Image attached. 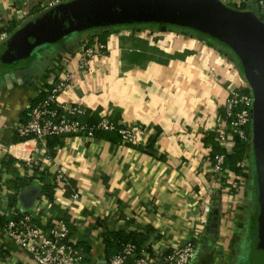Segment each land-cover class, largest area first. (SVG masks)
Returning <instances> with one entry per match:
<instances>
[{"label":"crops","instance_id":"0c3cea01","mask_svg":"<svg viewBox=\"0 0 264 264\" xmlns=\"http://www.w3.org/2000/svg\"><path fill=\"white\" fill-rule=\"evenodd\" d=\"M48 1L0 0V28L12 23L18 27ZM250 4L253 1L247 7ZM100 32L106 54L95 57L86 72H77L72 87L61 97L82 103L86 121L107 115L143 126L147 146L124 145L114 132H97L92 139L68 136L62 137L48 160L47 146L27 144L36 164L46 165L50 176L55 168L61 169L68 184H54L48 193L42 190L46 181L36 183L35 205L23 209L17 195L14 209L32 212L40 205L41 211L34 214L43 226L67 217L75 227L70 240L88 243L90 262L107 259L104 236L121 231L138 236L140 251L146 254L153 246L182 245L192 239L197 251L189 264H249L248 197L233 193L211 172L217 133L225 128L219 112L228 91L247 84L235 57L203 36L177 27L161 31L127 25ZM92 34L62 41L65 48L57 45L31 59L0 65L4 181L12 179L9 172H21L7 152L16 141V125L27 119L41 86L62 68V55L75 59L77 40ZM227 133L232 143L233 136ZM247 147L252 151L250 142ZM241 179L248 180H243L248 187L253 175ZM74 191L77 200L71 198ZM203 215L207 225L199 224ZM214 216L217 228L210 237L207 226ZM0 264L36 263L0 228Z\"/></svg>","mask_w":264,"mask_h":264},{"label":"built area","instance_id":"2783aa9c","mask_svg":"<svg viewBox=\"0 0 264 264\" xmlns=\"http://www.w3.org/2000/svg\"><path fill=\"white\" fill-rule=\"evenodd\" d=\"M68 0H49L43 9ZM224 3L239 7L242 4L254 3L256 10L264 22V0H221ZM236 7V8H237ZM100 30L92 35H84L77 40L78 54L73 59L70 55H62L60 58L62 68L53 72L49 82L41 86L39 93L45 95L36 100L28 112V118L16 125V141L7 148L8 156L19 163L21 175L29 180L36 167L38 170H47L36 164L31 157L26 145L33 144L34 147H46L49 137H80L92 139L97 132H115L119 136L122 144H137L147 146V131L143 126L135 123L124 124L118 120L103 115L95 122L85 120L87 116L86 107L82 103L63 100L62 94L72 87L77 72L84 73L88 70L91 61L95 57H103L106 54V44L100 40ZM10 33L2 29L0 31V44L4 42ZM57 57V55H56ZM55 57V58H56ZM245 87L231 88L222 105L225 128L217 133V142L224 152L216 154L211 165V172L221 183H225L237 192L233 177L229 173V165L226 163V154L232 153L234 140H228L229 131L232 136H237L240 140L249 143L251 137L247 128L251 129V108L253 97L251 91L244 92ZM250 90V89H249ZM39 95V94H38ZM38 97V96H37ZM36 97V98H37ZM231 144V145H230ZM49 160V156L46 155ZM247 161H243L246 170ZM48 171V170H47ZM49 173V172H48ZM49 174L52 184H68V179L59 168ZM35 184L39 181L34 180ZM36 184V185H37ZM7 184L0 181V210L6 213V222L0 226L3 233L16 245L22 248L36 264H81L83 260L82 248L77 242L70 240L69 227L65 221H58L51 225H40L35 221L38 219L34 213L41 211V206L35 207L32 212H19L14 208H9L6 193ZM71 198L78 199V194L74 191ZM19 212L20 214H17ZM207 209L204 207V213ZM17 216V217H16ZM207 218L203 215L199 219L200 225H207ZM168 246V247H165ZM197 251V244L192 239L182 245H161L153 246L149 253L137 252V247L132 243H125L121 251L107 259L109 264H189Z\"/></svg>","mask_w":264,"mask_h":264},{"label":"water","instance_id":"95a60500","mask_svg":"<svg viewBox=\"0 0 264 264\" xmlns=\"http://www.w3.org/2000/svg\"><path fill=\"white\" fill-rule=\"evenodd\" d=\"M253 5V7H252ZM246 10L221 0H68L42 9L21 23L0 44V65L31 56L36 50L95 28L158 24L183 27L214 39L237 60L252 93L251 148L256 180V212L253 259L264 256V22L253 4ZM65 48L64 42L59 44ZM38 186L21 188L18 199L30 210L38 198ZM217 209L214 210L216 215ZM217 217L207 226L214 237ZM88 264H109L107 259Z\"/></svg>","mask_w":264,"mask_h":264},{"label":"trees","instance_id":"16d2710c","mask_svg":"<svg viewBox=\"0 0 264 264\" xmlns=\"http://www.w3.org/2000/svg\"><path fill=\"white\" fill-rule=\"evenodd\" d=\"M228 5V4H227ZM232 8H236L235 6H231L228 5ZM247 8V4H242L239 7H237L236 9L239 10H246ZM38 13V12H37ZM36 14V13H35ZM136 25H147V26H152L155 28H158V24H152V23H142V24H136ZM121 26H127V25H121ZM118 27V26H115ZM170 27H177L181 30H187L188 32L192 33V34H196V35H200L203 36L204 38L208 39L209 41L217 44L218 46H220V43H218L217 41H215L214 39H211L208 36L199 34L197 32H195L194 30L191 29H187V28H183V27H178V26H172V25H168L166 29L170 28ZM17 28V23H12L6 26H3L0 28V31L2 29L7 30L10 34ZM111 27H106L104 28L105 30H109ZM113 28V27H112ZM104 30L103 28H95V29H91L88 31H94L96 33L97 30ZM88 31H83L79 34H75L73 36L70 37H74V36H78L81 35L82 33L88 32ZM101 35V33L99 34ZM69 37V38H70ZM68 38V39H69ZM67 38L55 43V44H49L46 45L44 47L39 48L36 52H34L31 56L27 57L28 59H31V57H33V55L37 52L43 51L45 49H50L51 47L53 48L54 46L59 45L62 41L66 40ZM222 47V45L220 46ZM224 48V47H222ZM229 52V51H228ZM56 53H54L53 55L55 56ZM25 58V59H27ZM54 58V57H53ZM236 60V59H235ZM237 61V60H236ZM14 64V63H12ZM238 64V63H237ZM244 92H249L250 90L248 88H244L243 89ZM45 95V93L41 92L39 93L38 97L35 98L33 100L32 103L36 102V100L42 98ZM219 117L223 118L224 117V112L223 109L221 108L220 112H219ZM28 118V117H27ZM247 131L250 134L251 137V129L250 127L247 128ZM115 133V132H114ZM117 134V133H116ZM119 137V136H118ZM17 139V137H16ZM61 139L62 137H49L47 139V148H48V156L49 157H53L55 154V147H57L58 144L61 143ZM234 140V149L232 153L226 154L225 158H226V163L229 165V173L233 176V182L234 185L236 186L237 183H240V179L242 178V176L247 177L249 175V173H251L253 175V182L248 186V193L245 195L248 197L247 200V205L249 207V216H248V230H249V240H248V248H250L249 250V257H248V261L249 264H264V256L261 258H257L256 260L252 258L253 255V251H252V241H253V233H254V228H255V210H256V180L255 179V174L252 173V170L250 169V171H245L244 167H243V161H245L247 159V162H249L248 159H250V157H252V151H250V149L247 147V143L240 140L237 136L233 137ZM251 144V143H250ZM252 150V149H251ZM224 152V150L219 147V144L216 145V147H214L213 149V158L216 154L222 153ZM8 161H10V159H8ZM6 161L4 163L5 168L9 167V162ZM12 179H9L8 181H4L3 178L0 179V181H4L7 184L8 192L6 193V198L8 199V205L9 208H14L16 206L17 203V195H18V191L21 188H25L27 186L30 185H36L34 180L39 181V182H45L43 184L42 190H44L45 192L50 193L52 190V187L54 184H52L50 182V178H49V173L47 170H38V167H36L32 173V177L27 180L24 177H22L21 173L17 172L16 170H13L11 172H9ZM224 186L226 185V182L223 183ZM229 186V185H228ZM232 192L233 193H237L234 191L233 187H231ZM70 193V189L68 188L66 190V194ZM17 214H20L19 212H17ZM17 217V216H16ZM7 218H6V213L5 211L0 210V224L1 226L6 222ZM63 220L67 223L68 227H69V234L72 235L75 232V227L72 226V223L69 221V219L67 217H64ZM37 224H40L39 220L36 219L35 221ZM104 240L106 243V258L109 259L112 255L117 254L119 251H121L123 244L125 243H132L137 247V252L139 253V247H140V240L138 238V236L133 235L132 233L127 234V235H123L121 233V231H118L114 234H106V236H104ZM78 247L82 248V253H83V260L81 264H88L90 262V253H89V246L88 243L85 240H81L77 243Z\"/></svg>","mask_w":264,"mask_h":264},{"label":"rangeland","instance_id":"374dc122","mask_svg":"<svg viewBox=\"0 0 264 264\" xmlns=\"http://www.w3.org/2000/svg\"><path fill=\"white\" fill-rule=\"evenodd\" d=\"M37 51V50H36ZM35 51V52H36ZM20 61V60H19ZM17 62V61H16ZM15 63V62H14ZM12 64V63H11ZM246 165V170L245 171H250V166L248 165V162L245 164ZM240 180H242V181H240V183H237L236 184V188L238 189L237 190V193L239 194V195H241V196H243L245 193L247 194L248 193V191H247V189H248V187L245 185V183H244V181H248L247 179H240ZM244 180V181H243ZM247 183V182H246ZM246 191V192H245ZM245 192V193H244ZM255 212H256V210H255Z\"/></svg>","mask_w":264,"mask_h":264},{"label":"flooded vegetation","instance_id":"af4514ba","mask_svg":"<svg viewBox=\"0 0 264 264\" xmlns=\"http://www.w3.org/2000/svg\"><path fill=\"white\" fill-rule=\"evenodd\" d=\"M248 160H249L248 165L250 166V169H251L252 171H254V170H253V154H252V157H250V159H248Z\"/></svg>","mask_w":264,"mask_h":264}]
</instances>
